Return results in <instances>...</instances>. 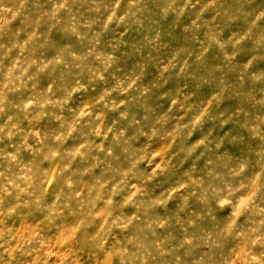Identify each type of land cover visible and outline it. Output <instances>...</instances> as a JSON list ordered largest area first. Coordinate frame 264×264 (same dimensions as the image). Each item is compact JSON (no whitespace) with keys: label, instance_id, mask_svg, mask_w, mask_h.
Segmentation results:
<instances>
[{"label":"clouds","instance_id":"clouds-1","mask_svg":"<svg viewBox=\"0 0 264 264\" xmlns=\"http://www.w3.org/2000/svg\"><path fill=\"white\" fill-rule=\"evenodd\" d=\"M0 264H264V0H0Z\"/></svg>","mask_w":264,"mask_h":264}]
</instances>
